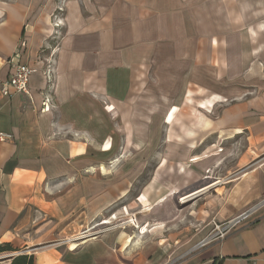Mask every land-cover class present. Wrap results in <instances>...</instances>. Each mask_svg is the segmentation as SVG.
<instances>
[{
    "label": "crops",
    "instance_id": "crops-1",
    "mask_svg": "<svg viewBox=\"0 0 264 264\" xmlns=\"http://www.w3.org/2000/svg\"><path fill=\"white\" fill-rule=\"evenodd\" d=\"M57 1L0 0V132L12 135L0 140V264H264V206L223 239L207 240L213 220L225 222L264 199V0L242 12L227 0L226 41L198 25L192 7L203 0H67V33L51 84L43 66ZM236 28L242 35H230ZM170 29L199 38L193 54L182 47L176 73L157 63L163 51L156 43L176 41ZM17 64L35 70L30 96L1 92ZM164 67V81L180 83L178 98L194 90L196 107L162 112L174 114L162 123L173 148L136 195L148 211L136 225L95 232L145 173L91 170L107 159V117L115 123L137 113L145 92L153 108L140 129L158 128L151 101ZM47 92L55 99L49 110ZM219 95L229 102L209 115ZM103 100L115 104L113 112ZM244 135L247 149L236 166V138ZM201 189L176 212V195Z\"/></svg>",
    "mask_w": 264,
    "mask_h": 264
},
{
    "label": "rangeland",
    "instance_id": "rangeland-1",
    "mask_svg": "<svg viewBox=\"0 0 264 264\" xmlns=\"http://www.w3.org/2000/svg\"><path fill=\"white\" fill-rule=\"evenodd\" d=\"M83 6V0H78ZM93 2V0H92ZM228 1L227 0H218V1H211V0H203L202 2H197L196 4H193V10L198 11L197 13V22L198 25L202 22V27L207 30L208 36L213 31L214 34H217L219 38H221L222 41H226L228 37L227 25H226V11L228 9ZM58 6L55 10L52 23L56 25V31L55 36L53 37L52 41L46 45V52L44 55V72H46V75L48 77V80L51 82V84L54 83L57 75V65H58V59H59V52L62 48V43L66 37V27H67V0H58L57 1ZM257 5V4H256ZM255 4L253 0H235V7L232 9L235 12H242L245 10H252L254 8ZM202 15V18L200 15ZM213 19H212V18ZM214 17H218V20ZM201 21V22H200ZM59 24V26H57ZM176 28H178V20L175 21ZM190 33H193V22L191 24L187 25ZM237 27V25H236ZM217 28V29H216ZM240 28H236L234 31L230 30V35L237 36L238 33L242 35V31L239 30ZM179 29L174 32V29H170V39L175 38L176 41L168 43H163V40H160L156 43L157 47H160L161 51H163L161 54V58H158L160 62H157L161 64L162 66L170 65V69L172 73H176L179 70V54L184 50L182 49L183 46L186 47V53L193 54V50L195 47V44L197 42L198 35L195 34H177ZM176 34V35H175ZM251 34V32H250ZM175 35V36H174ZM206 31L203 32V36H206ZM215 36V35H214ZM229 38H233V36H229ZM173 43V44H172ZM181 44V45H180ZM256 44V43H255ZM254 44V45H255ZM163 45V46H161ZM225 44L220 45V48L224 49V55H226V48H224ZM165 58V60L162 62V59ZM166 72L165 67L164 69H160V71L157 73V80L159 82L164 81V78H162L163 73ZM161 77V78H160ZM160 78V79H159ZM169 80H174V78H170ZM156 82L153 85L154 93H152L155 97H153V100L151 101L154 105L155 110V123L158 124V128L152 129V130H141V124L147 121L148 115L146 114V110L150 107L153 108L151 105H149V108H147V102H150V98L145 97V92H141L140 98L137 100L139 103V106L135 109L136 112H133L130 115H123L122 119H120V116H117L119 121L121 122H113L114 116H112V119L107 117V136L106 137V147L107 150V159L105 162L99 163L97 165H94L91 167V170L93 169H100L103 171H106L108 173H114L117 172V170H123L125 166H128L130 169L133 170H139V171H145L144 175L140 177L136 185L134 186L133 193L130 195V197L125 200L124 204L118 205L117 207L110 208L108 211H106L105 219H109L110 221H113V224H107V225H101L99 226L95 232L104 231L105 229H110L112 227H116V225L120 224L122 227H126L127 225L131 224L128 222L131 219V222L133 220L138 222L139 216L141 215V212H147L148 207H146L143 210L140 202L141 195L136 196L141 189L143 183H145L148 180V176L151 173V171H157L160 166L164 164V156L166 153L172 150L173 147H169L167 145L166 141V132L164 131L162 127V123H164V120L166 119H172L174 114L171 115H165L162 113L164 108L172 107V110H176V106L179 107V104H182V106L187 107V109H192L195 106V93L194 90H188L187 96L183 97L182 99L178 98V92L180 91L178 88L180 87L178 82L170 83L168 82ZM140 90L145 91L146 88H143L140 86ZM148 90V89H147ZM150 93V92H149ZM95 95V94H93ZM148 96V95H147ZM167 97V98H166ZM219 101L212 103V105L208 108V114L213 116V109H216L217 107H221V105H225L227 102H229L228 98L223 97L219 95ZM55 101V99H54ZM105 103V107L108 108L113 112L115 104L112 102H109L108 100H103ZM199 104V103H198ZM136 106V105H134ZM51 107H54V104L51 105ZM206 109V108H204ZM171 110V112H172ZM194 111V110H192ZM215 115V114H214ZM138 123L137 129L136 124ZM137 129V130H136ZM138 139L139 142L141 141L144 143L139 147H131V139ZM140 142V143H141ZM247 137L246 135L240 136L236 138L235 142V153H234V160L235 165L237 166V160L241 158L242 153L244 150H246L247 146ZM218 150L222 151V148H218ZM251 154H253L251 152ZM140 156L137 162V165L131 166V158L134 156ZM168 155V154H167ZM142 156V157H141ZM216 177V173L213 174ZM220 175V174H219ZM237 178V176L235 177ZM156 182V181H155ZM195 193V192H194ZM192 194V193H191ZM188 194V195H191ZM177 196V206L176 212H179V208L184 205H188L189 202L196 196L193 195L184 201H181L183 196ZM116 209H122V213H117ZM163 215V214H162ZM155 217V218H162L163 216ZM102 220V221H104ZM102 221H97L96 224L101 223ZM137 224V223H136ZM95 224H92V226Z\"/></svg>",
    "mask_w": 264,
    "mask_h": 264
},
{
    "label": "built area",
    "instance_id": "built-area-1",
    "mask_svg": "<svg viewBox=\"0 0 264 264\" xmlns=\"http://www.w3.org/2000/svg\"><path fill=\"white\" fill-rule=\"evenodd\" d=\"M59 26V24L57 25ZM35 70L26 64H17L15 71L9 76L8 80L3 84L1 92L4 96H9L13 93H24L30 96L29 81L32 73ZM43 107L45 109L51 108L54 98L50 92H47L43 98ZM12 135L4 132H0V140H11ZM264 206V199L257 204L246 209L239 215L225 221L217 222L213 220V229L208 235L207 240H218L223 239L225 235L239 226L241 222L247 219L251 214L256 212L260 207ZM128 222H131L129 220ZM136 222V221H135ZM134 225V224H133Z\"/></svg>",
    "mask_w": 264,
    "mask_h": 264
},
{
    "label": "bare ground",
    "instance_id": "bare-ground-1",
    "mask_svg": "<svg viewBox=\"0 0 264 264\" xmlns=\"http://www.w3.org/2000/svg\"><path fill=\"white\" fill-rule=\"evenodd\" d=\"M202 190H204V189H201V190H199V191H197V192H195V193H198V192H200V191H202ZM205 191H206V190H205ZM195 193H192L191 195H187V196L183 197L181 201H184L185 199H187V198L193 196ZM130 220H131V219H130ZM112 222H113V221H110L109 219H105V220L103 221V224H113ZM131 224L136 225L135 220H133V223H131ZM138 224H139V223H138ZM118 225H120V224H118ZM118 225H116V226H118ZM92 228H93V227H92Z\"/></svg>",
    "mask_w": 264,
    "mask_h": 264
},
{
    "label": "trees",
    "instance_id": "trees-1",
    "mask_svg": "<svg viewBox=\"0 0 264 264\" xmlns=\"http://www.w3.org/2000/svg\"><path fill=\"white\" fill-rule=\"evenodd\" d=\"M3 250H4L3 248L0 249V251H3Z\"/></svg>",
    "mask_w": 264,
    "mask_h": 264
}]
</instances>
